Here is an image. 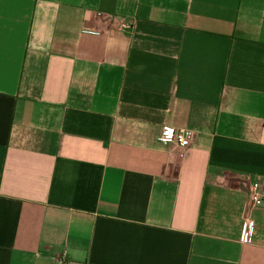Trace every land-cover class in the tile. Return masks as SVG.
<instances>
[{
  "label": "crops",
  "instance_id": "obj_1",
  "mask_svg": "<svg viewBox=\"0 0 264 264\" xmlns=\"http://www.w3.org/2000/svg\"><path fill=\"white\" fill-rule=\"evenodd\" d=\"M254 182L264 0H0V264H264Z\"/></svg>",
  "mask_w": 264,
  "mask_h": 264
},
{
  "label": "built area",
  "instance_id": "obj_2",
  "mask_svg": "<svg viewBox=\"0 0 264 264\" xmlns=\"http://www.w3.org/2000/svg\"><path fill=\"white\" fill-rule=\"evenodd\" d=\"M119 28L127 29L129 24L119 23L117 25ZM157 140L161 144L173 143L180 147H187L190 144V138L188 132L185 129H177L170 125H163ZM249 199L252 205H260L264 201V192L260 190V185L258 182H254L248 193ZM253 221H247L242 229V237L245 240L250 238L252 231Z\"/></svg>",
  "mask_w": 264,
  "mask_h": 264
}]
</instances>
